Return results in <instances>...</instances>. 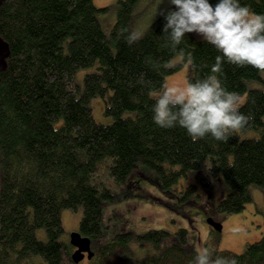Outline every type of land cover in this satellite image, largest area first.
I'll return each instance as SVG.
<instances>
[{"label":"trees","instance_id":"trees-1","mask_svg":"<svg viewBox=\"0 0 264 264\" xmlns=\"http://www.w3.org/2000/svg\"><path fill=\"white\" fill-rule=\"evenodd\" d=\"M139 1L117 0L108 34L97 20L107 9L93 0L1 1L0 39L8 55L0 69V264H27L35 256L45 264H74L60 212L77 207L82 208L77 232L91 241L88 264H192L197 251L183 246L184 229L174 234L180 243H168L173 235L162 230L101 241L99 196L111 199L112 188L139 163L157 173L165 188L210 159V170L228 187L217 204L224 214L244 209L250 186L264 188V83L261 89L247 88L260 80L261 71L223 66L224 86L246 94L240 111L250 117L227 142L211 137L193 142L180 127L156 126L151 93L179 70L174 57L190 52L198 65L208 66L199 72L203 77L219 53L192 34L172 51L162 15L129 44ZM241 3L264 14V0ZM91 67L79 94L75 73ZM97 97L110 124L93 119L90 101ZM126 112L134 114L122 117ZM246 131L256 135L241 139ZM257 211L264 220V210ZM214 250L238 264H264V235L239 254Z\"/></svg>","mask_w":264,"mask_h":264},{"label":"rangeland","instance_id":"rangeland-1","mask_svg":"<svg viewBox=\"0 0 264 264\" xmlns=\"http://www.w3.org/2000/svg\"><path fill=\"white\" fill-rule=\"evenodd\" d=\"M117 0H93L97 8L107 10L98 13L97 20L104 33L108 34L115 23V4ZM170 5L164 0L156 15L157 0H140L134 8L133 30L145 33L153 21L160 15L159 11ZM196 40H201L192 34ZM172 64H179L175 73L167 76L163 87L151 93L155 98L165 87H183L190 71L176 55ZM94 68H83L76 71L74 81L79 94L84 88L85 75ZM260 80L247 83L248 89H261L264 83V72L259 74ZM241 105L246 94L240 95ZM93 119L96 123L107 125L112 118L104 115V103L100 97L90 101ZM134 113L126 112L122 117H131ZM264 122V117H263ZM254 131L240 132L241 139L255 136ZM210 159L198 170H189L181 176L176 184L164 188L161 177L153 170L139 163L127 176L124 183L114 186L111 199L99 196L101 241L110 242L117 234L132 232L140 234L149 230H162L170 233L168 243H180L174 234L186 230V249L197 251L200 246H211L217 250L242 253L247 244H252L264 235V220L257 210H264V188L252 185L249 188L251 201L237 214H224L217 211V204L225 198L228 187L221 175L210 170ZM104 173V171H103ZM82 208L63 209L60 220L64 230L63 238L79 229ZM212 219L220 224L221 230L209 227L207 220ZM44 239L43 230L37 233ZM27 264H45L40 256L31 258ZM78 264H88L86 257Z\"/></svg>","mask_w":264,"mask_h":264},{"label":"clouds","instance_id":"clouds-1","mask_svg":"<svg viewBox=\"0 0 264 264\" xmlns=\"http://www.w3.org/2000/svg\"><path fill=\"white\" fill-rule=\"evenodd\" d=\"M164 0H157L155 13ZM170 7L160 10L172 51H176L188 34H195L219 54L209 73L199 76L202 67L190 52L181 50V61L192 74L183 87H165L155 96L152 119L162 129L180 127L193 142L211 137L227 142L243 130L250 117L240 111V96L223 84L225 63L236 67L251 66L264 72V14L255 13L241 0H167ZM143 36L133 32L129 44ZM171 65H169L170 67ZM143 83V81H141ZM192 264H238L236 258L216 255L211 246H200Z\"/></svg>","mask_w":264,"mask_h":264},{"label":"water","instance_id":"water-1","mask_svg":"<svg viewBox=\"0 0 264 264\" xmlns=\"http://www.w3.org/2000/svg\"><path fill=\"white\" fill-rule=\"evenodd\" d=\"M2 0H0L1 3ZM8 55V47L6 43H4L0 39V69L4 66V59ZM207 224L209 227L215 231H220V224L216 223L212 219L207 220ZM69 244L74 248V251L71 255V259L74 264H78L80 261L84 259V257L89 260L93 253L91 251V241L87 237H83L79 232H72L68 236Z\"/></svg>","mask_w":264,"mask_h":264}]
</instances>
